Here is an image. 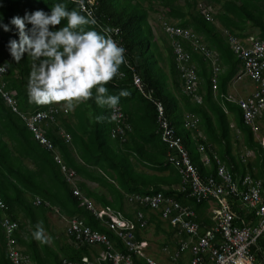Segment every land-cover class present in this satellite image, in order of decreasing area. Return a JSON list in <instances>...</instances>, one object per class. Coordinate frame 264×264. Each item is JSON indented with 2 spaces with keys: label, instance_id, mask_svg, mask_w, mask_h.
I'll return each mask as SVG.
<instances>
[{
  "label": "trees",
  "instance_id": "obj_1",
  "mask_svg": "<svg viewBox=\"0 0 264 264\" xmlns=\"http://www.w3.org/2000/svg\"><path fill=\"white\" fill-rule=\"evenodd\" d=\"M96 2V18L101 23L118 26L122 30L127 58L135 66L147 88H152L155 98L163 103L166 116L174 127L176 135L182 139L200 176L202 178L209 174L215 176L214 162L206 166L200 159L197 143L202 142L205 145H216L218 156L235 178L246 173L254 178L263 177L264 147L255 138V132L251 127L244 123L240 108L234 103L227 102L222 96L227 94L229 83L240 69V61L229 49L222 35V29H227L238 38L253 37V33H256L253 38L264 40V0H96ZM56 3L65 4L68 10L80 11L76 3L71 0H0V65L8 66V71L2 80L6 90L14 91L17 104L23 111L46 109L47 106H36L28 102L27 83L30 59L27 53L19 63L11 57L8 43L11 39L18 40L19 36L18 30L10 24V20L15 16L22 18L26 12L36 10H43L50 14L52 5ZM199 5L210 9L216 8V11L211 13L212 21L201 14ZM150 11H160L165 22L192 29L203 38L211 50L218 54L222 71L216 75V96L213 95L212 90L211 64L202 55L189 48L188 44L184 46L189 50L195 64L199 78L197 93L201 97V103L194 102L182 91V78L175 66L172 47L167 39L162 40L164 45L162 48L157 43L154 27L148 20ZM81 14L84 15L82 12ZM3 24H9L12 30L5 32ZM66 24L67 21L64 20L61 25L51 30H58ZM83 27L85 30H96L102 33L94 24ZM28 28H31V25H28ZM120 68L124 69L127 75L124 78L115 77L113 81L105 85L108 94L119 95L121 91L128 93L127 96H120L119 100L124 112L126 111L123 100L138 95L146 103L148 112L147 116H144L145 122L140 120L139 123L133 120V116L126 114L127 121L132 127L125 141L120 142L111 137L110 131L113 127V122L109 119L111 110L96 104L95 90H93V99L77 104L70 112L69 110L66 113L60 112L57 115V124L46 127V136L58 150L62 162L77 174H82L84 167L73 157L71 146L76 148L84 164L102 166V158L107 160L108 169L102 166L106 176L102 175L103 179H99V182H108L111 200H98V202L123 212L128 218L132 217V212L124 210V194L120 192V188L126 190V185H132L137 181L133 176L135 171L131 158L134 157L159 171L165 168L170 170L168 167L170 165L177 175L174 182L178 183V188L169 189L163 193L190 205L195 210L197 219L210 225L205 215L209 203L196 202L195 199L188 197L186 192L180 190V178L168 158L169 148L161 140L153 104L132 86L131 74L124 63ZM222 105L228 110V114L225 113ZM57 106L60 105L57 104ZM189 114H194L199 119L197 127L191 130L185 128L186 116ZM231 123H234L233 127ZM199 127L203 132V138L196 135V129ZM143 129L144 137L151 147L147 150L143 146L138 147L133 150L135 154L131 151L129 140L138 142V134H141L140 131ZM62 130L70 135L69 142L60 135ZM236 131L242 134L245 148L252 151L255 157L253 162L243 163L241 158L232 153L233 142L237 143L239 137ZM207 153L212 159L213 146L212 149L207 148ZM254 167L255 170H253ZM108 178L116 181L117 185ZM157 191H161L160 187L138 193ZM36 196L58 207L63 216L83 218L91 228L106 233L114 241L117 249L124 250L113 233L107 230L90 211L79 205L59 164L54 160L53 153L33 138L25 123L10 110L0 95V197L5 205L3 210L0 209V221L5 215L18 223V229L14 233L15 240L25 248L23 252L34 264H60L62 257L78 260L83 255H90L91 246L89 245L76 247L70 243L71 247L61 249L62 253H59L61 250L57 252L47 243L34 239L33 233L38 230L36 220L39 218L46 222L45 214L51 211L44 204L34 205L33 199ZM235 204L233 208L242 213ZM142 210L147 212L148 222L155 224L157 232L168 236L174 234L169 224L164 227L157 213L147 211L146 208ZM136 235L138 239H141L139 232H136ZM258 244L264 251V237L259 239ZM0 264H11L6 254L1 226Z\"/></svg>",
  "mask_w": 264,
  "mask_h": 264
},
{
  "label": "built area",
  "instance_id": "obj_2",
  "mask_svg": "<svg viewBox=\"0 0 264 264\" xmlns=\"http://www.w3.org/2000/svg\"><path fill=\"white\" fill-rule=\"evenodd\" d=\"M96 5V0H84L83 10L78 5L77 7L85 16L94 18L96 21L94 26L102 32L104 29H109L108 34L124 48L121 29L102 25L96 18ZM199 7L201 14L207 20H211L208 7L202 5ZM163 29L171 40L175 66L182 78V91L194 102L201 103V97L197 93L199 78L195 64L191 60L189 50L184 46L188 44L189 48L201 53L209 60L212 68V90L213 95L216 96V75L221 70L217 54L209 50L202 38L191 29L165 22ZM222 33L229 49L240 61V70L234 76L233 83L247 79L253 84V90L245 96L232 94L222 96L224 100L240 108L244 123L249 125L253 132H257L258 119L264 115V40L240 39L227 29H223ZM124 55V65L131 74L132 86L155 108L160 137L169 148L167 155L179 175L180 190L186 192L187 196L195 199L196 202L207 201L209 203L205 215L211 224L206 225L199 221L195 211L189 205L162 191L125 194L124 200L131 207V218L110 206L97 207L80 191L75 171L62 162L55 146L45 134L46 127L50 124L56 125L57 115L60 112L66 113L67 110L57 104L48 105L46 109L21 110L14 98V91H8L4 87L2 79L8 71L7 67L6 70H0L2 99L10 110L25 123L33 138L53 153V158L59 164L79 205L97 217L102 225L113 233L124 249L123 251L117 249L114 241L106 233L91 228L84 219L77 216H63L58 207L36 196L33 199L34 205L44 204L63 219L66 237L74 246L97 245L100 248L95 254L83 255L78 260L62 257L60 264H163L146 252L149 247L147 239L137 238L136 229H143L148 224V214L142 208L157 213L159 219L169 224L174 231L177 246L169 252L170 261L167 264H264V251L258 244L259 239L264 237V176L254 178L249 174H244L234 178L226 164L215 153L212 159L210 158L207 153L210 144L205 145L200 142L197 143V150L201 155V161L206 166L214 162L215 166V176L209 174L202 178L192 163L182 139L176 135L174 127L166 116L163 103L155 98L152 88H147L135 66L127 58L126 50ZM119 71L123 75L117 77H126V71L121 68ZM222 107L228 114V110L223 105ZM110 110L111 116L113 110ZM116 115L117 119L112 121L113 127L110 135L123 142L131 129L130 124L120 105L117 106ZM198 122L196 115L189 114L186 116L185 128L194 129ZM60 135L66 142H69L70 135L62 131ZM259 142L264 147V133L260 135ZM250 155L251 152L246 150L245 157ZM234 204L242 210V213L233 208ZM4 208L5 205L0 197V209ZM0 226L10 263L30 264L29 256L22 252L14 237L18 223L3 215ZM186 253H188V259L185 256Z\"/></svg>",
  "mask_w": 264,
  "mask_h": 264
},
{
  "label": "clouds",
  "instance_id": "obj_3",
  "mask_svg": "<svg viewBox=\"0 0 264 264\" xmlns=\"http://www.w3.org/2000/svg\"><path fill=\"white\" fill-rule=\"evenodd\" d=\"M73 2L83 10L84 0ZM64 20L66 26L51 30ZM95 23L94 18L76 9L68 10L63 3L52 5L50 14L36 10L26 12L22 18H11L10 24L18 30L19 39L9 41L10 55L17 63L25 53L30 59L29 103L36 106L61 104L65 110H73L77 104L93 99L95 90L96 104L113 110L110 121L117 119L120 96L128 93L110 95L105 85L123 75L119 69L125 62V49L112 39L109 29H104L102 34L83 27ZM2 27L5 32L12 30L9 24ZM6 69L7 64L0 66V70ZM33 237L41 243L48 242L42 228H38Z\"/></svg>",
  "mask_w": 264,
  "mask_h": 264
},
{
  "label": "crops",
  "instance_id": "obj_4",
  "mask_svg": "<svg viewBox=\"0 0 264 264\" xmlns=\"http://www.w3.org/2000/svg\"><path fill=\"white\" fill-rule=\"evenodd\" d=\"M209 21H211V20H209ZM184 28H186V27H184ZM188 29H190V28H188ZM222 31H223V29H222ZM196 34L198 36H200L198 33H196ZM222 35H223V33H222ZM241 39H245V38H241ZM202 40H203V38H202ZM203 42H204V40H203ZM194 52H196V51H194ZM196 53H198V52H196ZM221 71H219V72H221ZM231 82H233V79L231 80ZM243 82L251 86V90L248 92V93H250L253 90V84L248 80H243V81L237 82L235 84L229 83L228 88H227V94L231 93V94H234L237 96H244L241 94V91L239 89V87L242 86ZM9 91H11V90H9ZM247 94H245V95H247ZM122 103H123V105H125V111H126L125 115L128 114L129 116L130 115L133 116V120L137 123H139L140 120H143L145 122L144 116H147V113H148L146 103L143 102L138 95H133L132 98L130 97L129 99H124ZM59 105L61 107H63L61 104H59ZM70 111H72V110H69V112ZM232 126L233 125L231 124V127ZM131 127H132V125L130 124V128ZM62 132H64V131L62 130ZM143 132H145L144 129L140 131L141 134H138V136H139L138 142L129 140V145H131V151L133 153H135L133 150L138 148V147L143 146V148L145 150H147V149H149V147H151L148 144L149 142H147V139H145V137H144L145 135L143 134ZM196 132H197L196 133L197 137H201V136L204 137L203 132L200 129V127H199V129H196ZM130 133H131V131H130ZM210 146H212V145L210 144ZM71 147L73 150L72 151L73 157L77 160L78 163H81V165H83V167H84L82 174H77V172L75 171L76 182H77V185H78L80 191L84 195H86L97 207L108 206L105 203L102 204V203L98 202V200H102V201H110L111 200L110 188L107 186L108 182H105V183L99 182V179H103L102 175L106 176L104 174L105 173L104 170H102L103 169L102 166L108 169V167H107L108 164L106 162L107 160L102 158V166L84 164L80 160L78 153L76 151V148H74L73 146H71ZM80 150L82 151V149H80ZM131 162H132L133 169L135 171L133 176L136 178L137 181L132 185H126V188H127L126 190L120 188V192H122L124 195L129 194V193H138L141 191H144V192L152 191L154 189V187H160L162 192L167 191L169 189L174 190V189L178 188V183L174 182V178L177 175H176L175 171H172L170 165H168V167H170V170H169V168L168 169L165 168V170L159 171V170H156V169L149 167V165H147V164L145 165L144 163H142V161H140L134 157L131 158ZM108 171L110 172V170H108ZM108 179H109V181H111L115 185H117L116 181L112 180L111 178H108ZM130 189H137L139 191L130 190ZM87 193H89V195ZM123 207H124V210H126V211L131 210V207L128 205V203H126L125 200L123 202ZM206 211L207 210H205V213H206ZM45 216L47 219L46 222H44V221H42V219L38 218L36 220V225L38 228H42L44 230V236L47 238V241H48L47 244L49 245V247L52 248L53 250L57 251V252L60 251L61 249L64 250V249H67L68 247H71V244H70L71 242L68 240V238L66 237V234H65V225L62 224V226H61L62 228L59 229L58 226L56 225V222H54V220L57 219V217L60 219V216L53 211L46 212ZM60 220L63 221V219H60ZM162 222L164 224V221H162ZM151 224L155 227L154 223H151ZM29 230L32 231L31 229H29ZM139 236H141V235H139ZM140 238L146 239L143 236ZM20 248H21L22 252H23V250H25L24 247L20 246ZM62 250L59 253H62ZM99 250H100L99 246H97V245L91 246L90 255L95 254ZM146 252L148 253V249L146 250ZM90 255H88V256H90ZM60 256H62V255H60ZM154 256L159 258V259L164 258L162 256L159 257V255H157V254H154ZM167 260L170 261L169 255H168ZM30 264H34V262L31 261V259H30Z\"/></svg>",
  "mask_w": 264,
  "mask_h": 264
},
{
  "label": "rangeland",
  "instance_id": "obj_5",
  "mask_svg": "<svg viewBox=\"0 0 264 264\" xmlns=\"http://www.w3.org/2000/svg\"><path fill=\"white\" fill-rule=\"evenodd\" d=\"M212 7V6H211ZM217 7V6H216ZM210 14L214 13L216 11V8H209ZM162 14L160 11H150L149 15H148V20L150 22L151 25H153L154 27V34L157 40V43L161 46V48L164 46L163 45V39H167L168 41V35L165 33V31L162 29L161 27V23L160 20L163 19ZM213 20L212 16H211V21ZM251 30V29H250ZM256 33H253V37H255ZM246 39V38H245ZM169 42V41H168ZM222 70V68H221ZM220 70V71H221ZM219 73V72H218ZM233 83V82H230ZM237 83V82H235ZM234 83V84H235ZM241 94L245 95L247 94L250 90H251V86L246 84V83H242V86L239 87ZM231 94V93H228ZM234 95V94H232ZM232 118L230 117V120ZM233 122V121H231ZM232 125H234V123H231ZM233 127V126H232ZM236 133L239 135V137L237 138V143L233 142L232 145V153L237 156L238 158H241L243 163H247V162H253L254 161V155L253 153L251 154V156L249 157H245V146L243 145V139H242V134L238 131H236ZM264 133V116L262 117V119L260 120V122H258V131L255 132V138L259 141L260 135ZM213 146V151L215 154L218 153V150L216 148V145L212 144ZM212 146H210V148L212 149ZM218 155V154H217ZM243 158L245 160H243ZM256 168L254 167L253 170H255ZM61 219V218H60ZM58 217L57 219L54 220V222H56V225L58 226L59 229H61L62 224L65 225V223L63 221H61ZM164 227H166V223L164 222ZM171 228V227H170ZM61 231V230H60ZM140 237H144L147 239L148 243H149V247H148V253L150 254V256L152 258H154L155 260H157L158 262H162L163 264H167L169 263V261L167 260L169 252L171 251V249L174 248L175 243L177 241L176 237L174 236V234H171L170 236L162 233V232H157L155 227L152 224H149L148 227L140 230ZM167 243V244H166ZM154 254H157L162 257H164L163 259H159L157 257L154 256ZM186 258L188 259V253H186Z\"/></svg>",
  "mask_w": 264,
  "mask_h": 264
},
{
  "label": "bare ground",
  "instance_id": "obj_6",
  "mask_svg": "<svg viewBox=\"0 0 264 264\" xmlns=\"http://www.w3.org/2000/svg\"><path fill=\"white\" fill-rule=\"evenodd\" d=\"M162 18V17H161ZM97 20H98V18H97ZM99 21V20H98ZM100 22V21H99ZM165 21H164V19H161L160 20V23H161V27H162V29H163V23H164ZM101 23V22H100ZM165 23H168V22H165ZM102 25H104V26H111V27H118V26H112V25H107V24H104V23H101ZM168 24H171V23H168ZM172 25H174V24H172ZM176 26H178V25H176ZM180 27H182V26H180ZM120 28V27H119ZM164 30V29H163ZM101 31V30H100ZM122 31V30H121ZM103 33V32H102ZM123 38V37H122ZM249 38H253V37H248V38H246V39H249ZM241 39V38H240ZM254 39H256V38H254ZM168 41H169V44L171 45V40H170V38H169V36H168ZM123 45H124V43H123ZM206 45V44H205ZM172 46V45H171ZM207 46V45H206ZM207 48L209 49V50H211L208 46H207ZM126 50V49H125ZM172 51H173V49H172ZM212 52H214L213 50H211ZM215 54H217L216 52H214ZM199 54H201V53H199ZM202 55V54H201ZM203 56V55H202ZM217 56H218V54H217ZM204 57V56H203ZM205 58V57H204ZM218 58H219V56H218ZM192 60V59H191ZM208 60V59H207ZM209 61V60H208ZM193 62V61H192ZM131 63V62H130ZM194 63V62H193ZM132 64V63H131ZM218 65H219V59H218ZM220 66V65H219ZM8 67V66H7ZM127 69V68H126ZM124 70V69H123ZM240 70V69H239ZM125 71V70H124ZM127 73V72H126ZM245 80H247V79H245ZM249 81V80H248ZM249 94V93H248ZM245 96V95H244ZM15 98V97H14ZM118 105H120V104H118ZM121 106V105H120ZM121 108H122V106H121ZM122 111L124 112V110H123V108H122ZM125 113V112H124ZM264 115H262L259 119H258V122H260V120L262 119V117H263ZM246 150H249V149H245V151ZM250 152H251V154H252V151L251 150H249ZM251 156V155H250ZM249 157V156H248ZM220 158V157H219ZM243 160H245V159H243ZM229 169V168H228ZM231 172V171H230ZM233 174V173H232ZM246 174H248V173H246ZM250 175V174H249ZM234 176V175H233ZM235 178V177H234ZM186 204V203H185ZM188 205V204H187ZM190 206V205H189ZM191 207V206H190ZM192 208V207H191ZM193 209V208H192ZM194 210V209H193ZM195 211V210H194ZM196 213V212H195ZM197 215V214H196ZM9 218V217H8ZM10 219V218H9ZM83 219V218H82ZM12 220V219H11ZM86 223V222H85ZM88 225V224H87ZM148 225H149V222H148V224H147V226L146 227H148ZM145 227V228H146ZM144 229V228H143ZM140 230H142V229H136V232H139ZM171 230H172V228H171ZM173 231V230H172ZM174 232V231H173ZM177 246V241H176V243H175V246L174 247H176Z\"/></svg>",
  "mask_w": 264,
  "mask_h": 264
}]
</instances>
